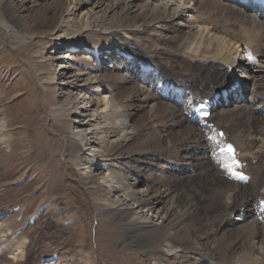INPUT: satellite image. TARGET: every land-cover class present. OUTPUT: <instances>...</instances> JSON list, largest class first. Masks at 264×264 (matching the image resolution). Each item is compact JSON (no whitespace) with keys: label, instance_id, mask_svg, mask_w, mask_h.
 Listing matches in <instances>:
<instances>
[{"label":"bare ground","instance_id":"bare-ground-1","mask_svg":"<svg viewBox=\"0 0 264 264\" xmlns=\"http://www.w3.org/2000/svg\"><path fill=\"white\" fill-rule=\"evenodd\" d=\"M214 1L226 11L215 12L217 23L197 17L201 9L213 10L217 6L211 0H71L72 7L53 31L55 50L50 57H42L56 62V66L44 72V79L39 82L49 91L57 92L58 87L61 90L52 110L66 124L65 128L71 129L76 142L72 147L83 179L93 180L91 187L104 192L105 208L118 216L128 213L125 220L128 219L133 238L142 241L144 248L151 244L147 236L149 228L165 227L164 246L155 248L159 253L173 258L186 253L185 259L190 264H264V46L257 51L255 40L243 26L245 23L250 29L264 31V9H260L256 0ZM123 20H126V25H122L125 35L118 32L123 35L121 41L95 37L96 40L85 42L87 60L85 64L79 63L81 60L75 58L73 48L78 36L105 33L106 22L110 25ZM19 21L18 14L0 15L4 34L17 38L15 45L31 44L35 36L25 33L24 22ZM225 22L228 28H224ZM132 26L141 34L152 32L154 42L195 58L194 70L199 76L194 79L178 74L163 63L159 54L152 55L141 46L132 45L129 42L135 33ZM232 28H238L239 32H233ZM105 59L120 68V79L133 76L139 82L140 95L151 112H157L160 100L165 98L179 108L178 123H191L204 134L188 147L197 155L187 153L191 160L188 164L193 163L197 172V183L187 184L188 179L180 174L174 185L156 188L132 175L129 170L133 166L126 169L112 153V143L130 144L135 128L113 83L101 82L99 71ZM234 84L236 87L231 88ZM157 92L159 97L155 96ZM202 106L212 109L209 118L201 117ZM75 107L78 110L72 117ZM245 126L253 131L247 132ZM239 131L246 138L244 141L236 137ZM229 142L237 146L235 156L226 150ZM0 144H5L7 150L13 149L9 122L2 115ZM240 145L245 148L247 158L253 160L257 156L259 160L249 182H244L242 172L234 167L241 159ZM84 146H88L87 152L82 154ZM209 151L219 155L234 178L216 175L217 183L207 179L217 170L213 161L206 157L203 162L194 161ZM183 166L179 164L177 169L184 174L187 167ZM177 204L183 206V211L175 210ZM175 211L187 216L168 227ZM209 220H213L214 229L197 230V226L210 223ZM7 229L10 230L9 224L0 223V246L6 240ZM182 237H186L187 249L183 247L184 241L180 242ZM26 242V238L16 241L12 255L21 259ZM224 256L229 257L226 263L220 261ZM58 261L55 255L49 262L58 264Z\"/></svg>","mask_w":264,"mask_h":264},{"label":"rangeland","instance_id":"rangeland-1","mask_svg":"<svg viewBox=\"0 0 264 264\" xmlns=\"http://www.w3.org/2000/svg\"><path fill=\"white\" fill-rule=\"evenodd\" d=\"M70 1L0 0V15L15 17L18 14L19 22H24L25 33L35 36L31 44L17 46V38L7 37L0 25V114L8 119L13 141V149L9 151L5 144H0V223L6 222L10 228L6 230V240L0 246V264H51L49 261L55 255L59 259L58 264H190L185 259L186 253L173 258L155 250L164 246L165 227L149 228L147 236L151 244L144 248L142 241L133 238L128 219L125 220L128 213L118 216L105 208L104 192L91 187L94 181L84 180L78 171L79 160L72 147L76 142L71 129L65 128L66 124L52 110L61 90L58 87L57 92L49 91L39 82L48 70L56 66V62L42 57H50L55 50L53 31L62 24L64 15L72 7ZM211 3L217 6L213 10L201 9L197 17L202 21L217 23L215 14H225L226 11L216 1L211 0ZM126 20L110 25L106 22L105 33L78 36L73 48L75 58L81 60L79 63L85 64L87 60L84 58L85 42L98 38L102 41H121L120 37L125 35V26L122 25H126ZM243 26L250 32L251 39L255 40L257 51L261 50L264 31L250 29L245 23ZM132 27V32H135L129 41L132 45L141 46L150 54H159L163 63L178 74L194 79L199 76L194 70L195 58L154 42V34L150 31L141 34ZM224 28H228L226 22ZM238 30L232 28L233 32ZM118 32L123 35L119 36ZM103 49L98 52L101 53ZM119 70L110 59L103 60L99 71L101 82L108 80L113 83L118 98L131 114L135 129L130 144H120V141L111 144L112 153L118 156L126 169L133 166L134 169L129 170L132 175L156 188L174 185L181 175L188 179L187 184L197 183V172L192 167L193 163L188 164L191 160L187 153H196L188 150V147L204 134L191 123H178L179 108L165 98L160 100L162 103L157 107V112H151L150 105L140 95L139 82L133 76L120 79ZM72 95L75 99L76 89ZM158 95L157 92L155 96ZM77 110L76 107L73 109L72 117ZM243 129L249 133L253 131L246 126ZM236 135L242 141L246 139L240 131ZM85 147L88 146L81 149L82 154L87 152ZM240 147L241 159L235 162L234 167L242 172L244 182H249L259 160L257 156L253 160L247 158L245 148ZM158 154L160 156L156 157ZM205 157L211 159L217 168L215 175L207 177L209 181L217 183L216 175L234 178L233 172L222 164L216 152L209 151L207 155L197 156L194 162H203ZM179 164L184 165L183 169L187 167V172L183 174L181 169H177ZM182 208V205H178L175 210L183 211ZM176 211L170 216L168 227L187 216L184 212ZM209 221L211 224L204 223L197 226V230L205 232L214 229L213 220ZM25 238L26 252L19 259L12 255L13 247H16V241ZM182 241L187 249L186 237H182ZM244 248L247 251L248 245ZM228 260L229 257L224 256L220 261L226 263Z\"/></svg>","mask_w":264,"mask_h":264},{"label":"snow or ice","instance_id":"snow-or-ice-1","mask_svg":"<svg viewBox=\"0 0 264 264\" xmlns=\"http://www.w3.org/2000/svg\"><path fill=\"white\" fill-rule=\"evenodd\" d=\"M229 150H231V146H229Z\"/></svg>","mask_w":264,"mask_h":264}]
</instances>
